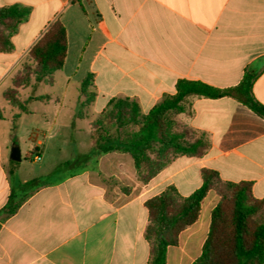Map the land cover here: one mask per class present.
I'll list each match as a JSON object with an SVG mask.
<instances>
[{"label":"crops","instance_id":"obj_1","mask_svg":"<svg viewBox=\"0 0 264 264\" xmlns=\"http://www.w3.org/2000/svg\"><path fill=\"white\" fill-rule=\"evenodd\" d=\"M13 5L31 14L12 38L14 50L0 53V211L11 194L9 145L18 120L29 125L32 151L42 159L48 143L60 150L62 138L71 136V126L59 121L68 101V118L87 121L74 126L72 140L89 150L90 125L114 100H135L147 115L176 93L182 79L228 88L248 69L257 75L253 94L264 105V0H0V8ZM56 20L67 30L65 65L52 85L33 84L24 99L43 96L40 87L51 86L57 114L50 118L49 109L34 101L30 113L15 119L19 112L4 92ZM89 74L96 97L87 117L78 118L81 83ZM193 109L190 125L211 140L204 157H179L143 184L129 154L102 155L95 168L40 188L0 222V264H148L146 201L169 186L192 195L203 183V169L223 181L251 183L253 195L264 200V119L230 97L195 99ZM218 202V194L209 192L198 220L168 249L167 264H193L201 256Z\"/></svg>","mask_w":264,"mask_h":264},{"label":"trees","instance_id":"obj_2","mask_svg":"<svg viewBox=\"0 0 264 264\" xmlns=\"http://www.w3.org/2000/svg\"><path fill=\"white\" fill-rule=\"evenodd\" d=\"M30 14L29 8L19 5L0 8V53L14 50L12 38ZM66 58L67 30L56 20L30 49L12 77V87L4 92L5 101L19 112L15 119L22 113H30L32 102L50 101L49 96L23 99L20 91L37 83L52 85L54 74L63 69ZM256 79L257 75L248 69L237 86L228 88L182 79L176 84V93L164 97L147 115L142 114L135 100L116 99L91 123L94 145L82 158L93 159L97 165L102 155L129 154L138 180L146 184L177 158H202L209 152V136L190 125L195 99L230 97L264 119V105L253 94ZM93 86L94 76L89 74L81 83L78 118L87 117L95 101L96 94L91 91ZM3 114L0 109V120ZM77 162L78 159L63 162L51 175L25 183L14 181L15 167H12L9 172L11 194L0 211V222L14 215L34 192L52 183L48 177L64 172ZM201 175V187L188 197L169 186L146 201L148 264H167L168 249L177 246L180 234L198 220L202 203L211 191L218 194L219 202L211 213L210 230L202 254L193 264H264V200L253 195L249 182L223 181L211 169H203ZM69 176L73 173L65 174L63 178Z\"/></svg>","mask_w":264,"mask_h":264},{"label":"rangeland","instance_id":"obj_3","mask_svg":"<svg viewBox=\"0 0 264 264\" xmlns=\"http://www.w3.org/2000/svg\"><path fill=\"white\" fill-rule=\"evenodd\" d=\"M12 87V85H11ZM32 90L31 88H26L24 90L20 91L21 97L24 99L28 93H30ZM39 92L43 96H49L54 92V88L51 86H41ZM47 94V95H46ZM50 97V96H49ZM49 102H40L38 104L39 106L47 107L50 111V118H54L57 114V111L59 109V105L56 102V99L54 97H50ZM70 101L67 102V105L65 109L59 113V121L66 124L69 128L71 126L70 132L71 136L66 134L67 136H64L62 140L63 146L60 150L56 149V145L54 142H50L47 144L46 151L44 153V156L40 161H35L34 157L36 155L35 152L32 151V142L31 139H29V129L28 124H24L23 122H20L19 120L15 123V131L12 133L13 141H11L9 145V155L11 152V148L14 145H18L21 152V160L16 164H11L12 167H15L16 172L14 174V181L18 183L22 180H32L35 178H40L41 175H43V172L50 167L53 164H60L66 161H74L78 159V162L73 167H70L66 169L62 173L54 174L50 177H48L49 182H55L60 180L64 177L65 174L68 173H77L82 171L86 168H95L96 164L94 163L93 159H83L82 156L88 154L90 152L89 146L86 143H81L79 146L75 144L72 140V133L74 131V126L81 129V127L85 126L87 121L86 120H79V121H71L69 117V112L71 110ZM15 113L17 110H14ZM79 111V107H78ZM77 111V114H78ZM77 116V115H76ZM37 116H33V118H26V119H36ZM67 130L64 129V132ZM69 131V130H68ZM84 135V134H82ZM89 141V138L88 140ZM32 152V153H31ZM45 174V173H44Z\"/></svg>","mask_w":264,"mask_h":264},{"label":"water","instance_id":"obj_4","mask_svg":"<svg viewBox=\"0 0 264 264\" xmlns=\"http://www.w3.org/2000/svg\"><path fill=\"white\" fill-rule=\"evenodd\" d=\"M10 159L15 162H19L21 160V152L18 145H13L11 148Z\"/></svg>","mask_w":264,"mask_h":264},{"label":"built area","instance_id":"obj_5","mask_svg":"<svg viewBox=\"0 0 264 264\" xmlns=\"http://www.w3.org/2000/svg\"><path fill=\"white\" fill-rule=\"evenodd\" d=\"M36 153L35 157H34V160L35 161H40L41 160V155L39 153V151H34Z\"/></svg>","mask_w":264,"mask_h":264}]
</instances>
